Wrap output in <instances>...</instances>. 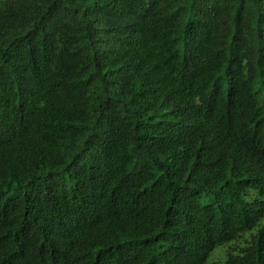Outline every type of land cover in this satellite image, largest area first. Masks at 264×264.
<instances>
[{
  "label": "trees",
  "instance_id": "obj_1",
  "mask_svg": "<svg viewBox=\"0 0 264 264\" xmlns=\"http://www.w3.org/2000/svg\"><path fill=\"white\" fill-rule=\"evenodd\" d=\"M263 197L264 0H0V264H264Z\"/></svg>",
  "mask_w": 264,
  "mask_h": 264
},
{
  "label": "rangeland",
  "instance_id": "obj_2",
  "mask_svg": "<svg viewBox=\"0 0 264 264\" xmlns=\"http://www.w3.org/2000/svg\"><path fill=\"white\" fill-rule=\"evenodd\" d=\"M264 200V197L262 198ZM261 223H264V219L261 221ZM220 259H222V251L216 252L212 255L211 260L213 262H217Z\"/></svg>",
  "mask_w": 264,
  "mask_h": 264
}]
</instances>
